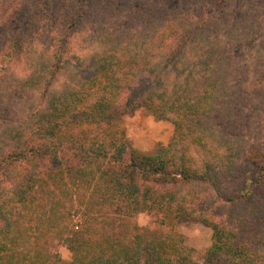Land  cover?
I'll return each mask as SVG.
<instances>
[{
    "label": "trees",
    "instance_id": "trees-1",
    "mask_svg": "<svg viewBox=\"0 0 264 264\" xmlns=\"http://www.w3.org/2000/svg\"><path fill=\"white\" fill-rule=\"evenodd\" d=\"M137 9L121 27L81 9L53 29L57 45L25 30L0 47L27 58L19 87L39 93L0 120V264H264V120L237 128L264 116V17L229 31L184 12L125 23ZM138 108L173 125L150 153L121 130ZM145 211L209 227V247L196 257L174 231L140 232ZM45 232L65 233L69 261L40 249Z\"/></svg>",
    "mask_w": 264,
    "mask_h": 264
},
{
    "label": "rangeland",
    "instance_id": "rangeland-1",
    "mask_svg": "<svg viewBox=\"0 0 264 264\" xmlns=\"http://www.w3.org/2000/svg\"><path fill=\"white\" fill-rule=\"evenodd\" d=\"M80 0H0V47L3 42L20 36L21 31H36L37 37L32 41V46L46 47L54 41L56 30H63L62 18L66 15H75L79 10L85 11L90 19L98 23H106L111 27L123 26L122 17L129 13L136 5L134 16L127 20L128 25H133V19L137 16L145 21L170 13L184 12L195 15L199 19L204 15L210 17L209 24H219L227 29L239 26L240 19L252 22L257 16L264 17V0H84L83 6ZM39 15L42 17L38 18ZM137 15V16H136ZM29 20V26L24 27ZM242 20V21H243ZM3 21L5 24L3 25ZM80 22L78 20L76 23ZM264 24V23H262ZM61 26V28H59ZM262 26V25H261ZM58 27V28H57ZM264 27V26H262ZM56 29L53 31V29ZM247 29V26L245 27ZM244 33V32H243ZM69 38L68 43H63L64 51L73 57L79 55V36ZM60 37L57 35L55 37ZM226 45V43H224ZM59 45V44H58ZM52 47V45H51ZM229 47V46H227ZM247 47H243L241 54L247 53ZM240 47L230 50L229 56L238 55ZM250 52V50H249ZM32 54V53H31ZM20 53L13 52L10 57L0 54V120L6 117H17L29 98L37 99L39 93L32 89L19 87V81L27 75V58ZM238 57H241L238 56ZM255 71L264 72V65ZM246 96L244 102L246 100ZM254 111L255 108H253ZM252 109V110H253ZM247 114V113H246ZM238 120L237 128H245L248 122L254 121V117L264 120V116L258 112L248 119L247 115ZM12 118V119H13ZM1 123V121H0ZM121 130L126 141L136 151L141 153L152 152L158 144H167L173 134V125L166 120L154 118L144 108H138L127 112L121 121ZM134 221L137 229L148 235H164L171 231L182 236L186 246L194 249L196 257H201L211 243V229L199 222H193L185 217H179L173 222L161 223L152 211L136 213ZM69 224L67 231L72 229ZM64 234L58 236L52 233H43L40 236V249L50 258H60L69 261L71 253L65 245Z\"/></svg>",
    "mask_w": 264,
    "mask_h": 264
}]
</instances>
